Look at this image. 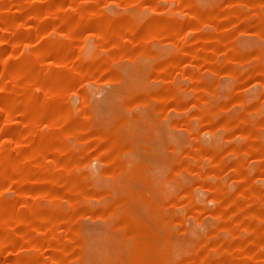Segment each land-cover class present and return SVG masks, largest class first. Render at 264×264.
<instances>
[{
  "label": "rangeland",
  "instance_id": "obj_1",
  "mask_svg": "<svg viewBox=\"0 0 264 264\" xmlns=\"http://www.w3.org/2000/svg\"><path fill=\"white\" fill-rule=\"evenodd\" d=\"M0 264H264V0H0Z\"/></svg>",
  "mask_w": 264,
  "mask_h": 264
}]
</instances>
